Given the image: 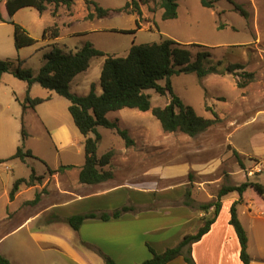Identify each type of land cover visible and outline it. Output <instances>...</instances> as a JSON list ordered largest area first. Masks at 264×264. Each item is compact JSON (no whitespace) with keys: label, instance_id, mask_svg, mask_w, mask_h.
Here are the masks:
<instances>
[{"label":"rangeland","instance_id":"obj_1","mask_svg":"<svg viewBox=\"0 0 264 264\" xmlns=\"http://www.w3.org/2000/svg\"><path fill=\"white\" fill-rule=\"evenodd\" d=\"M87 1L75 0L71 10L61 6L57 16L53 15V5L44 13L34 7L19 10L15 16L16 23L37 40L35 45L20 50L14 44V24L0 22V60H10L15 66L20 64L22 68L38 73L44 63L43 55L49 50L47 44L50 43L43 39V31L54 25L60 28L61 38L57 43L66 51H77L88 40H93L97 48L124 57L133 44L159 43L169 38L185 44L194 57L198 52H210L211 62L208 66H216L223 74H212L205 78H199L196 73L180 74L172 77V84L176 95L186 105L193 107L199 116L214 118L213 112H216L221 120L218 124L193 138L181 132H164L151 111L123 109L110 113L109 118L117 120L121 129H127L135 144L127 147L115 130L99 127L102 140L98 149L99 156L111 149L115 151L111 164L103 169L116 174L117 181L139 183L141 187L155 188L158 192L165 189L163 196L166 197L184 195L180 190L170 187L179 183L187 184L186 191L195 193V198L191 197L195 207L193 210L205 216L200 205L216 201L222 186L238 185L244 182V177L248 180V176H252L249 175V172H253L249 156L240 157L245 168H248L244 170L233 154L235 148H232L231 142L242 151H249L251 136L262 134L264 130V0H221L214 8L203 7L199 0H181L179 16L172 20L162 19L160 0H146L145 4H140L143 13L141 19L138 15L136 19L133 14L122 12L95 21L88 18L94 8L92 5L88 8ZM93 1L103 8L116 9L124 7L131 0ZM231 1L241 5L249 17L244 18ZM5 2L0 0V12ZM71 17L89 21L65 25L69 24ZM137 20H140V29H137ZM220 25L223 28L220 29ZM96 26L107 30L85 35ZM133 30L136 33L125 32ZM103 62L104 58H95L88 72L79 78H86L91 83L100 82ZM218 62L222 64L218 65ZM235 63L244 65L245 69L233 74L225 71L228 65ZM243 72L254 73V79L246 87L239 88V82L248 80L241 77ZM161 84L165 85V82ZM90 86L86 82L78 89L73 85V89L79 95H87ZM148 93L151 95L152 108L164 107L170 100L169 95L161 96L154 90ZM33 95L41 98L53 95V100L34 110L25 109L26 83L11 74H4L0 84V159L7 160L18 147L23 146L24 150L32 149L43 161L27 157L25 163L16 159L0 164V236L23 223L26 211L20 212L19 208H25V201L34 199L37 190L22 195L13 205L8 204V196L4 191H10L16 179L28 178L33 169L40 175H47L45 163L54 166L63 156H69L64 149L54 144L52 134L62 119L65 122L67 118L74 124L68 110L69 101L38 83L33 87ZM22 127L26 130L23 131ZM28 132L31 135L28 136ZM80 147L81 162L84 163V144ZM76 148H79L78 144ZM71 150L74 151V148ZM210 166H213L211 172L208 171ZM173 167L178 170V176L169 171ZM256 175L254 171L252 180L264 181V177L256 179ZM40 191L46 193V190ZM250 192L253 194L252 190ZM114 195L120 202L130 197H143L127 189ZM152 195L159 194L154 191L145 197L151 198ZM14 210L18 211L14 219L5 220L7 214ZM165 219L164 224L168 223ZM191 227L189 225L187 228ZM26 232L27 229L19 230L9 237L15 238ZM11 239L4 240L0 251Z\"/></svg>","mask_w":264,"mask_h":264},{"label":"trees","instance_id":"obj_2","mask_svg":"<svg viewBox=\"0 0 264 264\" xmlns=\"http://www.w3.org/2000/svg\"><path fill=\"white\" fill-rule=\"evenodd\" d=\"M146 0H131L124 7L111 9L103 8L93 0H88L87 5L93 6L94 12H89L88 18L109 17L113 13L126 12L128 14L136 13L139 19L142 18L140 4H145ZM181 0H160V8L163 10L162 19L172 20L179 16V2ZM205 8H214V5L221 0H199ZM75 0H6L0 12V22L14 24V44L16 49L33 46L37 43L29 32L21 25L15 22L16 13L25 7H34L40 13L54 6L53 15L57 16L61 6L71 10ZM235 9L239 11L244 18H248V13L241 5L235 4ZM8 15H6V11ZM137 29H140V20L136 21ZM223 28V26H219ZM123 32V31H122ZM134 34L136 30L125 31ZM59 28L55 25L46 28L43 38L59 37ZM104 58V64L101 71L100 85L102 93H96L95 85H91L90 92L86 96H81L71 92L70 83L81 73L86 72L95 58ZM43 65L34 73L31 69L22 68L19 64L14 65L10 60H0V76L5 73L14 75L21 81L26 82L27 90L24 100V108L35 109L38 105L46 102L49 98H32L30 96L31 88L34 84H40L44 89L54 91L70 102L69 112L80 133L84 137L85 164L80 172L79 181L85 185H96L107 182L114 177L111 170L103 168L111 164V159L115 151L111 149L107 153L99 156L98 149L102 140L99 127L115 130L125 141L127 147L135 144L127 129H121L118 121H112L108 114L123 109H136L142 112L151 111L153 116L160 122L164 132H181L189 137H197L208 131L212 126L218 124L221 120L216 112H213L214 118H204L199 116L193 107L186 105L182 99L176 95L172 77L180 74L196 73L199 78H205L212 74H223L216 66H208L211 62V53L204 51L198 52L194 57L193 53L185 44H180L173 39H164L159 43L133 44L127 56H115L108 54L96 48L91 42H87L78 51L66 52L58 44H53L50 51L43 55ZM218 62V65H221ZM245 66L239 63L230 64L225 68L228 73H235L238 70H244ZM241 77L247 78L245 82H239L238 87H246L249 81L254 79V73L243 72ZM164 81L165 85L161 82ZM149 90H154L161 96H170L168 104L164 107H154L151 104V95ZM26 136V133L24 132ZM233 154L238 158L240 165L242 161L236 150ZM25 157H34L31 150H24L23 146L17 148L16 153L7 160H0V164L13 159L24 160ZM70 166H62L57 171H63ZM50 173L55 170L49 169ZM42 177L32 171L29 179L21 178L15 181L10 192V199L14 200L20 190V186L35 185L36 181L41 182ZM252 190L253 197L261 204L264 203V184L246 180L238 185H224L217 194V200L207 204L200 205V209L206 214L203 216V224L196 233L186 235L182 241L175 247L168 248L163 253H158L148 245L152 257L143 261L141 264H168L179 256H183L188 264H196L192 256V245L200 241L207 235L212 226L216 223L223 206V198L231 193H237L239 200L231 203L229 224L234 228L240 244V260L242 264H251V257L248 253V235L238 217L237 205L245 201V194ZM183 204L194 206L191 201L190 192H186ZM41 200V193L36 194L29 205H36ZM213 208V214L207 215ZM133 206H122L112 213L97 214L94 212L76 214L66 219V222L74 229L79 230L83 222L87 219H101L107 221L116 219L125 213L134 211ZM106 264H118L112 258L104 256ZM0 264H11L10 260L0 254Z\"/></svg>","mask_w":264,"mask_h":264},{"label":"crops","instance_id":"obj_3","mask_svg":"<svg viewBox=\"0 0 264 264\" xmlns=\"http://www.w3.org/2000/svg\"><path fill=\"white\" fill-rule=\"evenodd\" d=\"M133 16L136 19L138 18L137 14H133ZM96 19L98 17L90 19V21H95ZM79 21L89 20L71 17L69 24L65 25H72L74 22ZM142 29L143 27H141ZM106 30L103 27L96 26L92 30L87 31L85 35L101 33ZM76 34L78 35V33ZM60 38V34L55 39L50 36L43 38L46 42H50L47 44V47H49L48 51H50V45L58 44L57 42ZM87 42H91L95 47L97 46L93 40H88ZM111 55L117 56L116 54ZM88 70L84 73H87ZM84 73L76 76L70 83L71 92L78 94L73 89V85L78 89L87 82L91 85L94 84L96 93L100 95L102 93L100 82L95 81L91 83L86 78H79ZM3 76L4 74L0 76V84L2 83ZM34 85L30 92L32 98H36L33 95ZM89 88L91 89V86ZM47 98L52 101L53 95ZM69 106L70 102L68 110ZM65 120V122L63 119L59 121V127L55 128L52 134L54 144L59 145L69 156H66V154L54 166H49L45 163L47 175H40L33 169L37 176L42 177L41 182H35L33 186L22 184L14 200L10 199V192L13 186L10 191H4V194L8 196V204L13 205L22 195L37 190L35 192L36 195L41 193V189L46 190V193H41V200L38 204L26 205L33 198L25 201V208L23 206L19 208L20 212L26 211L23 223L5 235L0 236V246L4 243L5 239L7 241L12 238L6 244L4 250L0 251V254L8 258L11 264H106L104 256L112 258L118 264H141L152 257L148 245L153 247L156 252L163 253L168 248L178 245L186 235L196 233L202 225L201 218L203 214L195 212L193 210L194 206L191 207L183 204L184 196L187 192L185 185L187 184L179 183L170 187L180 190L184 195L166 197L163 196L165 189L158 192V189L155 188L141 187L139 183L131 184L130 181H117L116 174H114L111 180L104 183L96 185L80 183L79 175L85 164V161L84 163L81 162L82 149L80 147L82 143L84 144V137L76 127L74 120V124L70 120H67V118ZM22 130L24 131L26 128L22 127ZM48 134L51 135L49 132ZM29 135H31L30 132H28ZM44 138L46 137L44 136ZM251 140V149L249 151H242L236 144L230 142L232 148H235L233 150H236L240 157L249 156L250 161H252V169L257 174L255 176L257 179L264 177V130L262 134H253ZM77 144L79 145L78 149L76 148ZM71 148H74V151ZM28 150L32 151L34 155L32 158L41 160L32 149ZM26 158L22 160L24 163ZM242 164L241 166H244V161H242ZM62 166H70V168L58 172L57 170ZM49 169L56 172L52 174ZM170 169V172L178 176L176 168ZM212 169L213 166H210L208 171L211 172ZM245 169L247 170L248 168L244 166ZM248 177V180L254 181L252 180L254 178L253 175ZM29 178L30 176L25 179ZM244 179V181L247 180L245 177ZM254 182L264 184V181ZM122 189H127L143 197H130L124 202H120L114 194ZM154 191L159 195H152L151 198L145 197L147 194H153ZM194 194L191 192L192 198H195ZM238 200L239 195L236 192L224 197L221 212L211 231L200 241L192 245V256L196 264H242L240 260V244L234 228L229 224L231 203ZM161 203L162 205H159ZM126 205L133 206L135 210L125 213L119 218L107 221L97 218L87 219L77 231L66 222L67 218L76 214L90 212L97 214L112 213L114 210ZM237 209L239 220L248 235V253L251 257V264H264V203L259 204L250 190H248L245 194V201L239 203ZM212 211L213 208L210 209L207 215H210ZM17 213L18 211L14 210L7 214L5 220H13ZM164 218L167 220L165 222H168L170 225L168 223L164 224ZM189 225H192L190 229L187 228ZM24 229H27L25 235H17L15 238L13 236L9 237L16 231ZM168 264L188 263L183 256H179Z\"/></svg>","mask_w":264,"mask_h":264},{"label":"built area","instance_id":"obj_4","mask_svg":"<svg viewBox=\"0 0 264 264\" xmlns=\"http://www.w3.org/2000/svg\"><path fill=\"white\" fill-rule=\"evenodd\" d=\"M253 174H254V171H253V172H252V171H251V172H249V175H253Z\"/></svg>","mask_w":264,"mask_h":264}]
</instances>
